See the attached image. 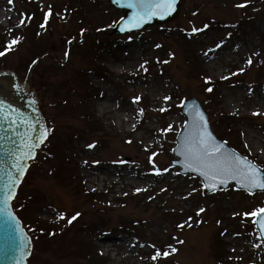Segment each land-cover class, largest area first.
I'll return each mask as SVG.
<instances>
[{"label":"rangeland","instance_id":"374dc122","mask_svg":"<svg viewBox=\"0 0 264 264\" xmlns=\"http://www.w3.org/2000/svg\"><path fill=\"white\" fill-rule=\"evenodd\" d=\"M241 4L184 0L167 25L116 36L121 13L106 0H0V67L22 82L38 58L30 84L48 129L19 215L30 235V218L59 226L48 240L53 250L31 235L29 264H264L255 218L244 215L264 207V192L231 186L207 195L199 179L171 166L181 106L195 97L213 134L264 170V0ZM24 12L42 27L35 38L20 24ZM72 17L83 20L84 34ZM222 114L234 119L219 125ZM78 242L92 245L97 260L74 252Z\"/></svg>","mask_w":264,"mask_h":264},{"label":"water","instance_id":"95a60500","mask_svg":"<svg viewBox=\"0 0 264 264\" xmlns=\"http://www.w3.org/2000/svg\"><path fill=\"white\" fill-rule=\"evenodd\" d=\"M182 1L183 0H176L174 11H171L162 17L160 15H155L151 18H145L138 27H132L129 24V21L133 18L135 9L127 6L129 0H108V3L113 9L119 10L123 14V18L113 28L112 34H130L131 32H137L152 25H164L176 18ZM122 28L124 29L123 31L121 30ZM34 64L35 63L30 66L23 84L18 83L17 76L13 71L0 70V209L5 207L3 205L4 193L7 188L10 187L8 179L9 173L14 176L17 175L15 168L13 167L15 160L20 158L22 153L27 151L25 147L26 144H32L39 139L42 131L41 126H43V129H46L44 118L37 106L35 93L31 88V84H29L30 73ZM0 68L5 69L4 67ZM25 85L28 88L27 91L25 90ZM184 105L182 114L186 117V122L176 138L177 146L175 149H177L182 143L184 136L188 134V125L191 123L195 111L198 109L203 112L199 103L194 98L187 101ZM29 125L32 127H29ZM44 140L33 149V158L35 157L36 150L42 146ZM217 142L220 143L219 141ZM225 147L228 150H231L228 146L225 145ZM173 153L179 160L172 161V166L179 167V174H190L199 178L203 184L204 178L202 176L191 169L183 167L184 157L181 156L178 151H173ZM33 158L25 160L27 168L29 166V161ZM24 175L18 177V184L14 189L15 195ZM231 184H234V188L236 189L247 191L235 181H228L225 185H219L216 190L213 191H209L206 188L204 189L210 194L220 188L221 190L227 189ZM257 190L264 191L256 189L254 192ZM12 200L13 198L9 200L8 207L14 214L11 207ZM16 220L19 221V229L16 226V221L10 220L4 211H0V264H17V261L21 260V257H23L22 264H27L26 260L31 253L32 244L30 237L26 234V231H24L21 222L17 217ZM256 228L258 230L257 225ZM25 237L30 240V244H28L27 247L24 246ZM261 239L264 241V237H261Z\"/></svg>","mask_w":264,"mask_h":264},{"label":"snow or ice","instance_id":"6c2138e0","mask_svg":"<svg viewBox=\"0 0 264 264\" xmlns=\"http://www.w3.org/2000/svg\"><path fill=\"white\" fill-rule=\"evenodd\" d=\"M11 3V0H9ZM248 0H245V4ZM176 0H129L127 6L129 8L135 9L133 18L129 21L132 27H138L145 18H151L155 15H160L161 17L174 11ZM245 4L237 5V7H244ZM51 10L49 9V13ZM47 15L45 17V23H47ZM25 19H21L20 24L23 25ZM43 26V25H42ZM207 27V25L205 26ZM124 30L123 28L121 29ZM202 29L193 27L192 32H199ZM18 41L13 40L12 43L15 44ZM159 47V45L157 46ZM219 47V45H218ZM4 53L0 52V55ZM67 56L68 53H65ZM248 63H252L251 57L248 59ZM240 71H243L241 69ZM227 79V77H224ZM210 79V78H209ZM209 92L212 91L211 88L207 89ZM140 97H135L134 100H139ZM171 97H165V100H170ZM185 105H182L184 107ZM164 111L165 109H160ZM141 113L143 109L140 110ZM259 114V113H255ZM29 127H32L29 125ZM40 133L38 140L34 141L32 144H26L25 147L27 151L22 153L20 158L15 160L13 167L17 175H12L9 173L10 187L4 193L3 205L5 206L0 211H4L10 220L16 221V226L19 229V221L16 220L15 215L12 213L11 209L8 207V202L10 199L14 198V189L18 184V177H22L25 172L27 165L25 163L26 159L33 158V149L44 139L47 138V129H43ZM188 134L184 136L182 143L174 151H178L181 156L184 157L183 167L191 169L192 171L198 173L204 178L203 187L209 191L216 190L219 185H225L228 181H235L245 188L249 193H253L254 190L260 189L264 190V170L258 167L255 162L248 159V157L241 156L235 151L228 150L223 142L218 143L216 137L213 135L209 129V121L203 112L198 109L193 115L191 123L188 125ZM171 130V125L168 129H162L161 131ZM130 142V141H129ZM88 147H94V145H88ZM153 155H156L153 153ZM151 160V157L149 158ZM154 163V162H153ZM157 174L162 170L159 168L154 169ZM163 171H167L164 169ZM218 182V183H217ZM141 191L140 189L136 190ZM192 191H195L193 189ZM191 195V193H189ZM205 211L204 208L198 209L197 215ZM237 213H234L236 215ZM80 213H76L69 219V223L74 221ZM245 216L257 217L253 220V223L257 225L258 232L261 237H264V207L258 208L252 212L244 213ZM63 218V215L60 216ZM192 218L189 217L190 221ZM185 225L181 224L178 227L183 228ZM188 226H191L190 224ZM30 244V240L27 237L24 238V246ZM259 245H257L258 247ZM155 247V246H153ZM175 251V249H173ZM169 253L164 252L163 255L167 256ZM161 255L160 250H157L155 255L152 257L155 260ZM22 259L17 261V264H22Z\"/></svg>","mask_w":264,"mask_h":264},{"label":"trees","instance_id":"16d2710c","mask_svg":"<svg viewBox=\"0 0 264 264\" xmlns=\"http://www.w3.org/2000/svg\"><path fill=\"white\" fill-rule=\"evenodd\" d=\"M24 17H26L25 22L27 23L25 25V27H24V30H26L27 34H30L33 38H35L34 35H37L39 29H38V24L34 23V20L36 21L34 13H26ZM50 19H52L51 16H50ZM73 20L76 21V22L79 21L78 27L79 28L82 27L81 22L83 20L77 19V17H73ZM80 29L82 30V28H80ZM0 52H3V48H1V47H0ZM0 58H1V55H0ZM214 86H215V84H214ZM212 89H213V87H212ZM233 119H234L233 116H228L226 114L218 115L216 117V120H217L219 125L223 124V125H226V126L228 124H230ZM228 127H227V129H230ZM236 147H238V146L236 145ZM47 154H49V156L52 155V153H50V152L47 153ZM42 156L44 157V155H42ZM40 158L41 157H39L33 163L34 166H36V165L40 166L42 164V161L40 160ZM67 172L69 173V175H72V176H74L76 174L71 169H67ZM23 187L24 186L22 185L20 190H19V193H18L19 195L17 196V198H16V200H15V202L13 204V209L17 213V215H19V211H20L21 207L24 205L23 203L27 202L28 198H30L29 197L30 196L29 195L30 192L28 193ZM19 217H21V216L19 215ZM74 222L75 221H72L70 224L72 225ZM27 226L29 228V231H30L32 237L33 238H37L38 240H40V242H39L40 244L39 245L41 246V248H39V249H42V250H53L52 249V245H51L52 242H49L48 240L50 238L54 237L55 234H57V232L59 230V226L53 227L51 224L44 223V222L41 223V222L35 221V219L33 220L32 218H30V221L28 222ZM60 238H61L60 240H61L62 243L67 240V237H65V235H63ZM74 252L81 253L83 258L86 259V261L87 260H91V261L97 260V257L95 255V252L93 250L92 245H90L88 243H83V242L79 243L78 242L77 246H75V251Z\"/></svg>","mask_w":264,"mask_h":264},{"label":"bare ground","instance_id":"6f19581e","mask_svg":"<svg viewBox=\"0 0 264 264\" xmlns=\"http://www.w3.org/2000/svg\"><path fill=\"white\" fill-rule=\"evenodd\" d=\"M214 66V62H209V67L210 68H212ZM100 106H101V108L103 109L104 107H105V105L104 104H100ZM120 260V257H119V259H118V261Z\"/></svg>","mask_w":264,"mask_h":264}]
</instances>
